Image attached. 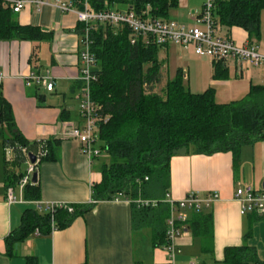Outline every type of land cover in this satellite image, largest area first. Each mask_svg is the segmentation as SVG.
<instances>
[{
    "label": "crops",
    "instance_id": "crops-1",
    "mask_svg": "<svg viewBox=\"0 0 264 264\" xmlns=\"http://www.w3.org/2000/svg\"><path fill=\"white\" fill-rule=\"evenodd\" d=\"M58 1L69 3L48 0L49 5L39 7L31 2L15 14L20 25L39 28L42 38L0 41L2 94L12 107L17 129L31 145L42 141L53 143V159L44 160L36 167L38 202L92 208L64 228L49 234L33 233L13 245L9 252L6 239L21 227L25 210L36 208L37 203L25 197V190L21 191L18 185L19 177L31 163L29 154L37 157L44 147L39 146L36 154L24 150L17 155L5 147V127L0 125V264H27L29 258L37 264H170L166 244L159 243L161 238L155 240L153 228H135L130 197L94 202L93 186L102 180L101 168L108 160L107 155L101 153L89 158L77 140L63 136L67 125L83 124L79 111L82 23L75 10L63 11L56 5ZM198 11L197 0H180L169 19L193 27L200 15ZM222 34L239 45L251 43L249 34L239 27H223ZM256 44L264 52V42ZM158 57L162 87L181 70L187 76L185 84L193 93L215 88L216 99L221 96L225 101L217 100L219 103L240 100L253 85L264 86V66L241 70L230 60L223 63L226 73L221 70V77L214 78V60L197 56L192 47L170 43L160 48ZM171 63H176L175 74L170 72ZM33 74H49L54 82L53 90L48 91L30 80ZM100 145L98 141L95 148L99 149ZM14 161L15 185L11 186L8 165ZM245 185L258 191L264 189V141L244 146L238 160L231 152L206 156L194 153L193 149L185 156L172 157L170 183L163 196L169 206V217L170 201H180L190 193L202 199L218 195L209 208L188 212L185 233L176 241L173 264H189L194 260L201 264H225L228 248L245 245L255 248L258 259L264 262V215H242L241 203L235 198L237 189ZM10 187L18 199L13 204L7 200ZM201 213L212 215L213 236L195 234L191 228L195 215Z\"/></svg>",
    "mask_w": 264,
    "mask_h": 264
},
{
    "label": "trees",
    "instance_id": "trees-1",
    "mask_svg": "<svg viewBox=\"0 0 264 264\" xmlns=\"http://www.w3.org/2000/svg\"><path fill=\"white\" fill-rule=\"evenodd\" d=\"M74 8L84 10L86 3L93 12L133 11L142 18L169 19L179 7V0H68ZM212 14L221 27H239L249 34L251 43L264 40V0H212ZM82 36L85 29L82 24ZM133 31L127 26L114 27L97 23L91 31V52L96 60L91 83V98L100 107L99 150L108 160L101 168L102 180L93 186L94 202L110 201L119 196L133 200L135 228L151 226L155 240L167 244L163 231L169 217L164 202L170 183V163L174 152L182 148L198 155L233 153L240 158L244 146L264 141V86H252L241 100L219 103L215 88L193 93L178 70L158 93L162 83L158 57L162 46L131 44ZM37 27L19 24L11 6L0 0V41L39 40ZM255 42V43H254ZM223 61L214 60V78L226 73ZM80 91L83 82L79 80ZM0 125L5 127L3 141L17 155L36 154L43 146L47 155L38 164L54 157L52 141L31 145L16 127L11 105L5 100L0 85ZM22 157V156H21ZM20 157V158H21ZM23 158V157H22ZM9 185H15V161L8 165ZM37 171V169H36ZM24 174V173H23ZM20 175L19 178L23 176ZM25 197L38 202V183L25 188ZM156 201V206L145 202ZM93 202V203H94ZM92 206H74V212L64 209L54 214L37 208L25 210L21 227L6 239L8 251L35 232L49 234L68 226L75 217ZM191 224L195 234L213 236L211 214H196ZM165 229V228H164ZM167 230V228H166ZM250 246L230 247L225 251V264H264ZM27 264H37L29 258Z\"/></svg>",
    "mask_w": 264,
    "mask_h": 264
},
{
    "label": "built area",
    "instance_id": "built-area-1",
    "mask_svg": "<svg viewBox=\"0 0 264 264\" xmlns=\"http://www.w3.org/2000/svg\"><path fill=\"white\" fill-rule=\"evenodd\" d=\"M1 1L5 6H11L15 14L20 13L31 2L39 7L50 4L48 0ZM56 5L65 12L75 10L79 22L85 26L81 39L82 51L80 53V80L83 82V86L79 94V111L83 124L81 126L78 124L67 125L63 136L66 139L77 140L81 144L83 153L88 155L89 158L101 155V151L95 148V144L99 141L100 122L103 116L100 107L92 100L90 91L91 83L97 80V76L94 73L96 60L91 52L93 41L90 33L97 23L114 27L127 26L133 31L131 37L132 45L138 42L146 46L152 44L164 46L173 43L186 48L192 47L194 53L199 57H208L215 61L223 62L233 60L241 70L246 67L258 68L264 66V52L260 50L257 44L247 43L239 45L222 34V27L216 22L212 14V0H208L205 4L203 12L196 17L193 27H185L172 19L142 18L133 11L93 12L89 9L87 3L84 10H79L71 4L61 1H58ZM183 75L184 79H186V74L183 73ZM29 79L45 86L48 91H52L54 88L53 79L49 74L43 76L33 74ZM2 80L3 75L0 72V85ZM46 155L47 150H41L39 156L37 155V162ZM36 164L29 162L26 172L20 178L18 185L21 191L32 183L33 175L36 172ZM235 198L241 203L242 215L248 213L264 215V189L258 191L251 185H245L237 189ZM217 199L218 195L215 194L210 195L207 199H202L197 194L190 193L180 201H170L172 212L167 220V244L165 247L169 254L170 264L174 262L176 241L178 237L185 233L184 227L189 221L188 212H201L205 208H209ZM7 200L10 204L18 201L14 195L13 187L8 189ZM145 204L148 206L150 204L156 205L157 203L156 201H149L145 202ZM36 208L40 212L45 211L52 214L53 229H55L54 214L57 210L64 209L69 213L75 211L73 205L65 203L45 205L37 202ZM37 233L39 232L37 231ZM190 264L201 263L194 260Z\"/></svg>",
    "mask_w": 264,
    "mask_h": 264
},
{
    "label": "rangeland",
    "instance_id": "rangeland-1",
    "mask_svg": "<svg viewBox=\"0 0 264 264\" xmlns=\"http://www.w3.org/2000/svg\"><path fill=\"white\" fill-rule=\"evenodd\" d=\"M179 2H180V0H179ZM208 2V0H197V5H198V8H199V13L201 14L202 12H203V10H204V6H205V4ZM261 42H264V40H262ZM173 63V62H172ZM172 63L170 64V72H172L173 74H175V72H176V66H175V64L176 63H174L173 65H172ZM176 76V75H175ZM186 86H187V83L185 84ZM162 86H160V87H158L157 88V92L158 93H161L162 92ZM246 95H244L243 97H240V100L241 99H243L244 97H245ZM216 97H217V92H216ZM219 102H225L224 101V99L221 97V96H219L218 97V99H217ZM9 153H10V155L12 154V152L11 151H9ZM104 154V153H103ZM36 159H37V157H36ZM25 169V168H24ZM185 256V253L184 254H182V255H180V257H184ZM190 264V263H189Z\"/></svg>",
    "mask_w": 264,
    "mask_h": 264
},
{
    "label": "water",
    "instance_id": "water-1",
    "mask_svg": "<svg viewBox=\"0 0 264 264\" xmlns=\"http://www.w3.org/2000/svg\"><path fill=\"white\" fill-rule=\"evenodd\" d=\"M187 152H188L187 148H182L180 150L175 151L174 154L185 156L187 154ZM29 158H30V161L32 164H36L37 159L33 154H29ZM32 183H34V184L38 183V174L36 172L33 175Z\"/></svg>",
    "mask_w": 264,
    "mask_h": 264
}]
</instances>
